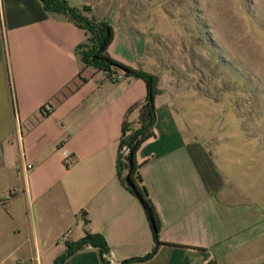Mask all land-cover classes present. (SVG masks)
Here are the masks:
<instances>
[{
    "label": "crops",
    "instance_id": "1",
    "mask_svg": "<svg viewBox=\"0 0 264 264\" xmlns=\"http://www.w3.org/2000/svg\"><path fill=\"white\" fill-rule=\"evenodd\" d=\"M86 39L85 28L42 0H0V264H54L66 241L87 232L104 238L114 264L154 247L144 207L116 170L122 120L148 85L84 65ZM108 51L154 74L158 88L154 133L136 157L162 243L126 264H264L257 138L205 136L191 118V88L168 69L143 67V40L133 33L113 37ZM64 264L104 262L88 243Z\"/></svg>",
    "mask_w": 264,
    "mask_h": 264
},
{
    "label": "rangeland",
    "instance_id": "2",
    "mask_svg": "<svg viewBox=\"0 0 264 264\" xmlns=\"http://www.w3.org/2000/svg\"><path fill=\"white\" fill-rule=\"evenodd\" d=\"M89 5L112 25L117 43L130 33L143 40V67L168 69L191 88V118L205 136H255L257 171H264V0Z\"/></svg>",
    "mask_w": 264,
    "mask_h": 264
},
{
    "label": "trees",
    "instance_id": "3",
    "mask_svg": "<svg viewBox=\"0 0 264 264\" xmlns=\"http://www.w3.org/2000/svg\"><path fill=\"white\" fill-rule=\"evenodd\" d=\"M42 2L47 10L65 13L85 28L87 39L86 42L79 46L84 65L91 66L97 71H102L107 78L113 81H117L119 79L118 75L122 74L141 77L148 85V92L145 98L131 104L124 115L116 161L118 176L124 185L138 197L144 207L155 241L154 247L150 252L142 256H136V260L132 257L118 264L143 260L149 257L162 243L159 239L160 217L140 171L142 162L138 161L136 157V151L141 142L154 133L153 125L156 120L154 95L158 91L156 76L141 68L121 62L110 55L108 46L113 39V27L104 17L95 14L89 4L77 7L70 5L67 0H42ZM149 90L152 91L151 98H149ZM42 110L44 114L48 112L45 106L42 107ZM133 111H137L136 118L130 117ZM88 243L98 247L103 259V254L108 251L104 238L97 233L87 232L76 241H66L65 250L56 256L54 264H64V261L72 253ZM103 262L107 264L105 261ZM206 264H215V262L210 260Z\"/></svg>",
    "mask_w": 264,
    "mask_h": 264
},
{
    "label": "built area",
    "instance_id": "4",
    "mask_svg": "<svg viewBox=\"0 0 264 264\" xmlns=\"http://www.w3.org/2000/svg\"><path fill=\"white\" fill-rule=\"evenodd\" d=\"M122 76H123L122 74L118 75L119 78ZM60 145H61V142H60ZM61 158H62V161L64 162V164H66V165L71 164V162L73 161V157H72L71 152L67 148H63V147L61 149ZM104 257L109 258L112 261V263H114V259H113L111 252H106L104 254Z\"/></svg>",
    "mask_w": 264,
    "mask_h": 264
},
{
    "label": "water",
    "instance_id": "5",
    "mask_svg": "<svg viewBox=\"0 0 264 264\" xmlns=\"http://www.w3.org/2000/svg\"><path fill=\"white\" fill-rule=\"evenodd\" d=\"M151 97H152V91L149 90V98H151ZM133 259L136 260L135 257H133ZM102 260L105 261L107 264L112 263V261H111L109 258H105V257H104ZM124 261H125V260H122L121 262H124Z\"/></svg>",
    "mask_w": 264,
    "mask_h": 264
}]
</instances>
